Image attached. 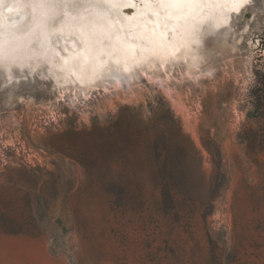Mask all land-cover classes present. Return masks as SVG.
<instances>
[{
  "label": "rangeland",
  "instance_id": "374dc122",
  "mask_svg": "<svg viewBox=\"0 0 264 264\" xmlns=\"http://www.w3.org/2000/svg\"><path fill=\"white\" fill-rule=\"evenodd\" d=\"M43 1L50 48L0 64V264H264V0Z\"/></svg>",
  "mask_w": 264,
  "mask_h": 264
},
{
  "label": "bare ground",
  "instance_id": "6f19581e",
  "mask_svg": "<svg viewBox=\"0 0 264 264\" xmlns=\"http://www.w3.org/2000/svg\"><path fill=\"white\" fill-rule=\"evenodd\" d=\"M104 1L106 4L117 10H121V8L127 7L136 8L139 4L143 5L142 8L136 11L131 17V23L137 22L141 17L145 16H148V18H152V21L156 23L158 20H160L161 17L158 14L159 11L157 3L150 2L149 5V0ZM28 11H31L32 18L30 20V23H25L24 18ZM47 11L48 6L44 3L43 0H0L1 65H9V63L21 64L19 63V58L29 57L30 59H32L46 53L47 49L50 48V37H48L46 28L41 26V14H46ZM70 13L74 14L73 11H70ZM37 27H39L40 29L36 31ZM130 45V58L133 62H136L135 48L137 44L136 42H133L130 43ZM180 53L182 55L183 51L180 50ZM77 61L80 60L78 59ZM94 64L96 65L97 63L94 62Z\"/></svg>",
  "mask_w": 264,
  "mask_h": 264
},
{
  "label": "trees",
  "instance_id": "16d2710c",
  "mask_svg": "<svg viewBox=\"0 0 264 264\" xmlns=\"http://www.w3.org/2000/svg\"><path fill=\"white\" fill-rule=\"evenodd\" d=\"M167 197H168V192L164 191L162 193V201H161V204H160V208L163 209V210H166L165 208L168 207L166 205V203H165V200L167 199ZM171 206L173 207V209L175 211H179V209H180L179 208V204L176 202V200L174 198H173V205H171ZM157 224H158V226H162L164 223H163V221H158ZM180 224H182V222H180ZM184 225L186 227H188V228H193V227L196 226V222L193 221L192 219H190V220L185 221ZM160 257L158 258V257H156V255L153 254L152 264H164L163 261H162V258H160Z\"/></svg>",
  "mask_w": 264,
  "mask_h": 264
},
{
  "label": "water",
  "instance_id": "95a60500",
  "mask_svg": "<svg viewBox=\"0 0 264 264\" xmlns=\"http://www.w3.org/2000/svg\"><path fill=\"white\" fill-rule=\"evenodd\" d=\"M43 61V60H42ZM40 62V61H39ZM13 64V63H12ZM11 64H9V66H10ZM22 65H24V64H20V66H22ZM9 66H8V68H9Z\"/></svg>",
  "mask_w": 264,
  "mask_h": 264
}]
</instances>
